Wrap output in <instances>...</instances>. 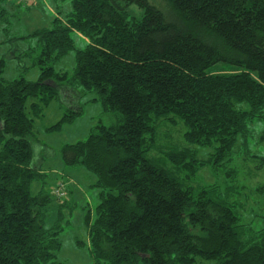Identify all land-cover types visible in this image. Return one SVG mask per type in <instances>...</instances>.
<instances>
[{"label":"trees","instance_id":"trees-1","mask_svg":"<svg viewBox=\"0 0 264 264\" xmlns=\"http://www.w3.org/2000/svg\"><path fill=\"white\" fill-rule=\"evenodd\" d=\"M14 1L0 0V26L14 44L0 59V264H67L57 253L75 207L48 190L34 124L61 99L67 111L47 131L72 124L82 109L70 93H95L105 113L121 117L61 149L64 164L94 174L101 189L96 218L85 217L94 264H264V216H254L259 228L246 225L231 189L196 188L188 175L195 146L216 142L221 162L264 125V0H72L51 27L10 38L13 10L30 9ZM27 39L36 47L19 49ZM73 51V73L57 72ZM5 57L32 60L39 80H3ZM218 66L229 72L214 74ZM181 123L177 142L169 131Z\"/></svg>","mask_w":264,"mask_h":264},{"label":"rangeland","instance_id":"rangeland-1","mask_svg":"<svg viewBox=\"0 0 264 264\" xmlns=\"http://www.w3.org/2000/svg\"><path fill=\"white\" fill-rule=\"evenodd\" d=\"M14 1V0H12ZM17 0L14 2H22ZM30 9L25 7L13 10L12 25L10 28V38L23 37L31 35L37 29L49 28L52 26L57 12L61 11L65 17L72 10V0H29ZM133 16L141 19L143 12L136 7H132ZM73 40L77 48H84L86 41L82 36L73 33ZM6 42V45L0 47V59L6 54L14 44L8 42V37L3 26H0V43ZM19 49L25 51L29 48H35L36 39H27L18 42ZM18 54V53H16ZM76 52H71L64 59L56 62L54 68L57 72L66 71L72 74L75 66ZM12 57L13 55L10 54ZM6 69L2 75L5 81H12L23 76L29 82H37L40 77V68L32 67L30 59H13L5 57ZM27 66V70L24 69ZM229 71L223 66L214 68V74H224ZM71 106L82 109L81 115L72 123L65 124L58 131H47L48 128L56 125L65 115L67 106L63 103L65 100H55L45 110L44 117L36 120L34 124V136L39 146L44 150L40 156L43 158L40 168L46 173L50 180H47L49 191H53L61 182H64L69 191L71 188L79 187L80 195L73 199L71 193L66 201L75 207L73 214L65 212L63 222L64 231L60 236L62 243L61 250L57 253V261L67 264H94L93 255L90 250L89 229L86 225L85 217L91 212L96 218V208L100 202L99 194L101 189L96 187L97 178L94 174L84 168H72L64 164L61 158V149L67 144L86 141L93 128L100 123L106 126H112L120 122V115L114 113H105L99 96L95 93L86 94L80 98L75 93H70ZM68 98V99H70ZM67 99V100H68ZM31 102V101H30ZM175 129H170L171 135L177 142H181L182 134L185 132L183 123ZM264 130V125L256 123L251 128L253 137L248 143L250 150L246 146L245 139L240 138L236 142L230 155L226 159L215 162L216 142L212 146H195L196 158L189 164L190 171L188 175L194 187H217L225 193L231 189L234 199L241 203L237 208L242 213L244 223L259 226L264 216V202L256 203L259 197V188L264 187V142H259V137ZM249 135V132H247ZM46 150H48L46 152ZM46 152V153H45ZM263 158V159H262ZM71 177L75 179V185L69 189L67 180ZM39 184H33L32 192L36 195ZM258 189V190H257ZM256 199V202H255ZM253 203L250 207V203ZM259 228V227H258ZM78 242L82 245L78 246ZM196 264H214V262H202L197 259Z\"/></svg>","mask_w":264,"mask_h":264},{"label":"built area","instance_id":"built-area-1","mask_svg":"<svg viewBox=\"0 0 264 264\" xmlns=\"http://www.w3.org/2000/svg\"><path fill=\"white\" fill-rule=\"evenodd\" d=\"M29 0H27L28 3ZM54 197L59 200L63 201L68 198L67 188L64 182H61L54 190H53Z\"/></svg>","mask_w":264,"mask_h":264},{"label":"crops","instance_id":"crops-1","mask_svg":"<svg viewBox=\"0 0 264 264\" xmlns=\"http://www.w3.org/2000/svg\"><path fill=\"white\" fill-rule=\"evenodd\" d=\"M81 36V35H80ZM84 40L87 42V40L84 38ZM41 74V73H40ZM67 183H68V187H69V189H70V187L72 186V185H75V179L73 178V177H71L70 176V178L67 180ZM34 184H39V189H38V191L37 192H39L40 191V189H41V183H34ZM80 188L79 187H77L76 189H74V188H71L70 190H69V194L71 193V195H72V197H73V199L75 198V197H79V195H80Z\"/></svg>","mask_w":264,"mask_h":264}]
</instances>
